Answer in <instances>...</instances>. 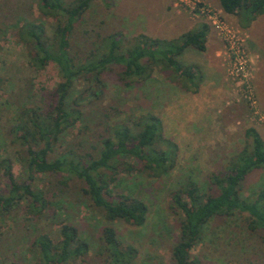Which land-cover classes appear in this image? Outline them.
Returning a JSON list of instances; mask_svg holds the SVG:
<instances>
[{
	"label": "rangeland",
	"instance_id": "rangeland-1",
	"mask_svg": "<svg viewBox=\"0 0 264 264\" xmlns=\"http://www.w3.org/2000/svg\"><path fill=\"white\" fill-rule=\"evenodd\" d=\"M10 1L12 10L6 7L9 0H0V159H11L13 175L23 183L20 150L10 142L11 126L24 108L49 111L51 92L60 79L54 64L42 69L31 65L28 48L17 34L23 24L34 20L45 24L49 35L53 19L41 15L38 0ZM214 22L226 25L243 43L247 63L239 78L230 75L233 57ZM203 24L208 26L205 52L188 48L177 57L181 65L201 73L196 92L194 81L182 84L162 67L154 68L144 81L133 77L123 82L118 67L101 75L103 87H92L90 81L80 79L73 90L75 97L86 93L80 107L82 116L60 137L51 155L54 159L69 149L79 155H93L101 140L112 136L114 127L125 125L135 130L139 117L155 115L162 122L165 139L177 147L175 167L158 178L123 171L109 187L113 201L125 195L147 205L145 224L107 223L83 194L78 179L67 182L65 175L36 174L32 187L43 191L50 205L36 216L28 212L24 202L0 216V264H34L33 241L47 235L57 243L65 225L76 227L90 246L86 256L67 264L102 263L100 239L105 225L114 227L118 238L135 248L137 254L131 264L171 263L170 248L178 235V215L170 208L172 195L189 182L204 191L210 174L221 170L242 150L247 129H255L264 141V15L244 22L241 17L225 14L218 0H93L70 36V53L81 61L101 39L114 33H119L123 43L142 35L178 42L182 34L195 32ZM214 45H218L215 56ZM94 90L98 91L96 97L92 96ZM249 90L255 103L247 99ZM125 162L136 165L132 158ZM2 173L0 187L5 188ZM260 191H264V168L253 171L242 184L244 197L253 198ZM190 253L201 264H264V233L245 231L235 216L215 218L207 225L202 242Z\"/></svg>",
	"mask_w": 264,
	"mask_h": 264
},
{
	"label": "trees",
	"instance_id": "trees-1",
	"mask_svg": "<svg viewBox=\"0 0 264 264\" xmlns=\"http://www.w3.org/2000/svg\"><path fill=\"white\" fill-rule=\"evenodd\" d=\"M91 1L38 0L41 15L54 21L50 34H47L45 24L34 20L17 30L21 42L28 48L31 65L42 69L54 64L60 81L51 92L49 111L24 108L11 126L10 142L20 150L18 161L25 177L24 182L19 183L13 175L11 159H0V171L6 181L5 188L0 187V216L10 214L24 202L28 212L41 215L50 202L45 199L43 191L32 187L35 175H65L67 182L76 178L82 183L83 194L99 210L105 222L111 224L119 220L142 227L147 220V205L137 197L125 195L113 201L110 185L123 171H139L158 178L175 167L177 147L165 139L162 122L151 113L137 119L135 130L125 125L114 127L112 136L103 138L99 150L93 155H79L69 149L51 159L60 137L74 128L82 116L80 107L86 93L75 97L73 90L80 79L90 81L92 87H103L101 75L114 67L122 72L123 82L133 77L144 81L150 78L154 68L162 67L182 84L194 81L196 92L202 78L196 70L181 65L177 57L189 47L205 51L206 24L195 32L182 34L178 42L142 35L123 43L119 33H114L101 39L89 57L78 61L76 55L70 53V36ZM218 1L225 14L241 17L244 22H252L264 15V0ZM10 4L9 0L6 7L12 10ZM15 12H19L16 7ZM92 92V96H98V91ZM245 136L242 150L230 157L221 170L210 174L204 191L189 182L172 195L170 208L178 215V235L170 248V264H201L190 251L202 242L207 225L215 218L235 216L245 231L264 233V191L253 198L242 194L245 178L264 168V141L253 128L247 129ZM130 158L136 165L126 164L125 159ZM101 232V264H131L137 254L135 248L124 244L111 225H105ZM59 234L57 243L47 235L33 241L34 264H67L89 253L90 246L80 237L76 227L65 225Z\"/></svg>",
	"mask_w": 264,
	"mask_h": 264
},
{
	"label": "built area",
	"instance_id": "built-area-1",
	"mask_svg": "<svg viewBox=\"0 0 264 264\" xmlns=\"http://www.w3.org/2000/svg\"><path fill=\"white\" fill-rule=\"evenodd\" d=\"M214 25L221 34L223 42L225 43L227 49L230 51V54L233 57L230 58L233 61V64L231 65L230 75H233L234 78H239V76L243 75L247 63V60L245 59V53L241 50L243 43L226 25L217 22H214ZM246 87L250 86L247 84ZM247 99L250 103H255L254 94H252L250 90L248 91Z\"/></svg>",
	"mask_w": 264,
	"mask_h": 264
},
{
	"label": "crops",
	"instance_id": "crops-1",
	"mask_svg": "<svg viewBox=\"0 0 264 264\" xmlns=\"http://www.w3.org/2000/svg\"><path fill=\"white\" fill-rule=\"evenodd\" d=\"M165 8H167L166 6H165ZM168 12V11H167ZM174 15V14H173ZM177 16V14L176 15H174V17H176ZM206 41H207V36H206ZM206 44V43H205ZM207 45H208V43H207ZM207 45H206V47H207ZM189 48H192V47H189ZM188 49V48H187ZM194 49V48H193ZM217 50H218V45H214L213 46V49H212V52H213V55L215 56V54L217 55ZM205 52V51H204ZM210 68H213L214 67V65H210L209 66ZM215 69H217V66L215 65ZM200 75H201V73H199ZM202 76V75H201ZM221 78V77H220ZM202 81V80H201ZM201 81H200V83H201ZM200 87H204V86H200ZM183 104L181 103L180 104V107L182 106ZM179 107V108H180Z\"/></svg>",
	"mask_w": 264,
	"mask_h": 264
}]
</instances>
